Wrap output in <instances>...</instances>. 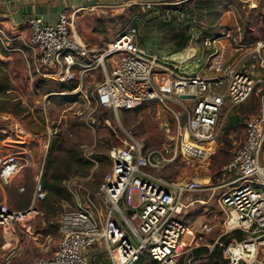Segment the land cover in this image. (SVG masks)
<instances>
[{
    "label": "built area",
    "instance_id": "built-area-1",
    "mask_svg": "<svg viewBox=\"0 0 264 264\" xmlns=\"http://www.w3.org/2000/svg\"><path fill=\"white\" fill-rule=\"evenodd\" d=\"M143 5L150 8L154 3ZM25 25L37 72L42 69L45 76L68 79L73 69L87 67L86 60L104 67V57L115 55L117 61L97 88V102L114 111L156 103L176 118L172 105H179L187 134L171 154L166 148H146L129 133L122 145L111 146V168L98 190L93 195L86 191L58 216L54 252L33 257L28 264H264V41L250 43L230 62L215 61L207 75H189L179 72L176 62L136 44L135 27L92 60L87 59L88 50L67 11H61L55 23L30 16ZM215 42L204 41L207 46ZM253 91L260 94V112L244 120V136L227 165V171H235L237 177L207 186L195 179L174 182L160 174L177 153L189 159L210 154L205 147L214 142L222 126L223 110L240 105ZM21 167L22 158L16 154L0 157V185H8ZM227 185L231 187L217 198L221 212L217 235L213 236L214 225L209 222L193 226L184 221L181 199L186 193L208 190L213 195ZM45 194L36 179L34 197L41 200ZM36 213L34 208L11 211L1 203L4 236L14 233V222L24 224ZM4 246L0 263L14 264L18 247L10 242ZM91 246L88 258L84 251ZM200 248L208 253L189 255ZM215 248L219 258L211 260Z\"/></svg>",
    "mask_w": 264,
    "mask_h": 264
},
{
    "label": "rangeland",
    "instance_id": "rangeland-1",
    "mask_svg": "<svg viewBox=\"0 0 264 264\" xmlns=\"http://www.w3.org/2000/svg\"><path fill=\"white\" fill-rule=\"evenodd\" d=\"M143 3L127 1L79 11L73 17V28L88 50L87 59L93 60L107 44L135 27V42L146 52L176 62L184 74L207 75L215 61L230 62L250 43L264 41V0H181L150 8ZM15 33L12 47L17 51L0 60V88L5 89L0 92V157L16 154L22 158V167L8 185H0V204L11 211L34 208L37 213L24 224L14 222L12 235L5 237L0 226V257L5 242H10L18 247L14 264H28L33 257L54 252L59 239L58 216L86 191L93 195L98 190L111 168V146L122 145L129 133L146 148H166L171 154L185 130V118L179 105H172L177 118L156 103L133 110L106 108L97 102V88L117 56L104 57V67L86 60L87 67L73 69L68 79L62 75L52 78L43 75L42 69L37 72L32 64L29 29ZM185 33L188 40L182 46L181 35ZM206 39L216 42L207 46ZM62 82H70L74 88L59 91ZM66 92H79L78 100L64 103L60 94ZM259 96L253 91L240 105L223 110L222 126L214 142L205 148L210 154L189 159L177 153L160 174L174 182L195 179L207 186L237 177L235 171H227V165L244 136V120L260 112ZM183 138L187 140V135ZM36 179L42 185L55 182L60 194H50L44 188L45 197L36 199ZM229 187L217 189L213 195L208 190L186 193L181 199L184 221L193 226L209 222L214 225L213 236L217 235L221 221L217 198ZM25 226H29L28 231ZM93 248L84 251L86 257ZM216 251L210 259L219 258ZM202 253L208 250L193 249L189 255Z\"/></svg>",
    "mask_w": 264,
    "mask_h": 264
},
{
    "label": "crops",
    "instance_id": "crops-1",
    "mask_svg": "<svg viewBox=\"0 0 264 264\" xmlns=\"http://www.w3.org/2000/svg\"><path fill=\"white\" fill-rule=\"evenodd\" d=\"M127 1L160 5L181 0H0V60L9 59L17 51L12 47L16 40L12 34L26 27L25 19L30 16L55 23L63 10L74 17L81 10L114 7Z\"/></svg>",
    "mask_w": 264,
    "mask_h": 264
},
{
    "label": "trees",
    "instance_id": "trees-1",
    "mask_svg": "<svg viewBox=\"0 0 264 264\" xmlns=\"http://www.w3.org/2000/svg\"><path fill=\"white\" fill-rule=\"evenodd\" d=\"M184 28L185 30L188 29V26L186 24H184ZM183 37L182 39V43L181 45L184 46V44L187 42L188 40V34L185 33L183 35H181ZM60 90L59 91H69V90H72L74 88V86L70 83V82H62L60 83ZM2 90H5L3 88H0V92ZM79 95L80 93L79 92H75V93H63V94H60V98L61 100L64 102V103H74L78 100L79 98ZM140 106L138 107H135L134 109H137L139 108ZM133 110V109H131ZM230 121H228L229 123ZM43 188H47L48 189V192L50 194H53V195H59L60 194V189L57 187V185L55 184V182H51V183H43ZM215 255H217V257H219V251L217 250ZM213 260V259H211Z\"/></svg>",
    "mask_w": 264,
    "mask_h": 264
},
{
    "label": "bare ground",
    "instance_id": "bare-ground-1",
    "mask_svg": "<svg viewBox=\"0 0 264 264\" xmlns=\"http://www.w3.org/2000/svg\"><path fill=\"white\" fill-rule=\"evenodd\" d=\"M184 135H187V134L185 133V131L183 132L182 136H184ZM211 143H212V142H209L205 148H209V146H210Z\"/></svg>",
    "mask_w": 264,
    "mask_h": 264
}]
</instances>
